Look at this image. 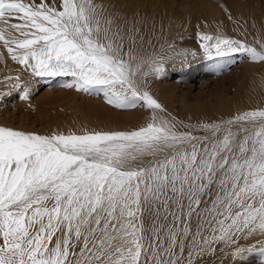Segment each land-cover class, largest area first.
Instances as JSON below:
<instances>
[{"label":"snow or ice","instance_id":"snow-or-ice-1","mask_svg":"<svg viewBox=\"0 0 264 264\" xmlns=\"http://www.w3.org/2000/svg\"><path fill=\"white\" fill-rule=\"evenodd\" d=\"M0 23L24 73L0 81V106L61 78L147 113L125 130L0 125V264H264V108L185 122L150 89L177 62L206 60L211 75L264 64V42L198 32L196 49L168 53L154 21L103 0H0Z\"/></svg>","mask_w":264,"mask_h":264},{"label":"rangeland","instance_id":"rangeland-1","mask_svg":"<svg viewBox=\"0 0 264 264\" xmlns=\"http://www.w3.org/2000/svg\"><path fill=\"white\" fill-rule=\"evenodd\" d=\"M103 2L110 12L127 15L138 13L141 17H147L150 24L154 21L156 32L152 35V43L157 47L163 45V50L168 53L172 51L169 45L176 49H196L198 32L223 33L256 47L264 42V0ZM240 11H243V15ZM213 12L216 15L212 17ZM226 14L232 16V22L236 26L240 25L242 31L237 33L229 30L230 22L223 28H217V22ZM1 53L6 55V59H0V64L3 62L0 65V81L24 75L23 66L12 61L2 46L0 56ZM207 63L206 60L196 58L190 68L185 64L184 70H181L178 62L170 64L168 76L153 80L150 89L169 112L185 122L228 117L243 110L264 108V64L244 59L221 75H211L205 67ZM10 65H16L13 66L15 70L8 72ZM60 79H39L38 83L32 85L35 94L29 101L19 100L15 96L6 98L5 104L0 106V125L48 133L53 130L78 132L84 127L105 131L125 130L144 123L147 116L144 110L114 109L104 102L102 96L86 95L59 86ZM6 90L9 88L0 83V91ZM216 264H221L220 260ZM223 264L231 262L224 259Z\"/></svg>","mask_w":264,"mask_h":264},{"label":"bare ground","instance_id":"bare-ground-1","mask_svg":"<svg viewBox=\"0 0 264 264\" xmlns=\"http://www.w3.org/2000/svg\"><path fill=\"white\" fill-rule=\"evenodd\" d=\"M117 1V0H116ZM120 6V5H119ZM209 6H210V4H209ZM229 13V12H228ZM241 15H243L242 13H243V11H240L239 12ZM218 14V13H217ZM216 15V12H213L212 14H211V16L213 17V16H215ZM245 16V15H244ZM232 17V16H231ZM238 18V17H237ZM234 19L233 18H231V19H229V14H226L225 15V17H223V18H220L219 19V21L217 22L218 24L216 25L217 26V28H223V27H225V25L227 24V22H230V24H229V27H228V29L229 30H231V31H233V32H237V33H239L240 31H242L241 30V27H240V25L239 26H236V25H234V23L232 22ZM12 21V20H11ZM10 23H14V22H10ZM257 25V24H256ZM0 30H3L4 32H5V34H6V36H13L14 35V32H13V30L11 29V28H8L5 24H3V23H0ZM222 30V29H221ZM8 55V54H7ZM0 59L2 60V61H4L5 59H6V55H4V53H1V56H0ZM9 62L10 61H8V65H9ZM7 63V62H6ZM11 65H12V63H10ZM15 64V63H14ZM0 65H3V62H2V64H0ZM7 65V64H6ZM10 65V67H8V69H7V71L8 72H11L12 70H15V67L13 68V66H16V65H13V66H11ZM5 67V66H4ZM7 67V66H6ZM2 70V69H1Z\"/></svg>","mask_w":264,"mask_h":264}]
</instances>
